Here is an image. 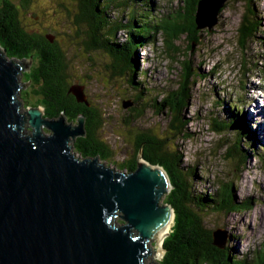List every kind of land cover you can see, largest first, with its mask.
<instances>
[{
  "label": "rangeland",
  "instance_id": "1",
  "mask_svg": "<svg viewBox=\"0 0 264 264\" xmlns=\"http://www.w3.org/2000/svg\"><path fill=\"white\" fill-rule=\"evenodd\" d=\"M11 1L18 10V19L26 32L51 35L67 51L68 63L72 69L71 82L82 83L87 101L101 120L95 136L111 152L107 160L98 158V161L112 167L129 161L137 150L135 144H138L139 134L152 130L160 138H166L165 144L170 150L176 149L180 153L184 167L188 166L190 170L193 166L198 176V179H194L195 182L193 180L195 194L211 193L218 189L220 183L228 182L229 176H233L230 180L233 182H229V185L233 187L236 201L251 197V204L240 211L228 209L221 214H208L203 222L209 229L220 227L226 231L225 244L229 243L234 256L243 258L254 254L264 244V150L259 149L254 156L252 150H245L243 147L248 139H240L239 158L234 154L238 160L241 159L240 167L235 170L234 175H230L229 172L234 171L229 162L232 161V155L225 153V147L232 145L237 132L231 127L221 136L211 129V119L216 115H219L220 120L229 121L225 111L223 112L227 104L242 107L256 132V148L260 144L264 145V122L259 121V116L253 118L256 112L249 104L252 100L258 102L259 107L264 104V37L262 41L248 39L245 46L239 43L238 28L249 7L245 0H226L217 14L215 24L210 28L205 26L196 30L198 39L191 43L190 50L186 33L178 36L170 49L161 30L155 34L153 43L138 47L134 81L140 84L137 87L143 88V97L148 99L140 116L139 112L136 115V107L142 102H136V93L140 90L130 83V72L127 70L123 76L109 75L107 66L112 60L102 50L93 51L92 60L84 56L82 45L78 39H74L73 29H70L73 28L70 19L55 8L64 0H31L26 8L19 5V0ZM155 2L160 12L166 14L180 9L178 17L185 22L188 14L186 0ZM254 6L257 7V16L262 18L259 29H264V0H255ZM122 17L124 22L128 21L125 16ZM116 37L122 42L124 32L119 30ZM0 49L2 50L1 47ZM170 50H175L176 53L170 54ZM23 60L26 63L23 72H27L35 65L36 53L33 52ZM183 60L187 61L193 75L188 79L187 105L180 111L185 123L183 130L187 135H179L177 138L173 137L170 130L168 112L164 109L161 114H157L151 104L153 98L156 102L161 101L164 92H169L171 99L183 93ZM20 83L23 88L19 91V100L23 108L30 107L35 101V97L29 92L30 82L21 75ZM24 91L28 94H22ZM216 97L223 102L216 104ZM129 102L130 105L124 108L123 103ZM39 107L43 109L42 106ZM73 122L76 124V121ZM259 123L263 126L262 129H258ZM221 137L224 143L218 146L217 142ZM225 155L229 158L225 159ZM163 198L164 196L162 203ZM226 218L234 224L235 229L232 231L222 225ZM116 221L122 222L120 218ZM163 250L156 258H146L145 263L152 261L158 264L164 254Z\"/></svg>",
  "mask_w": 264,
  "mask_h": 264
},
{
  "label": "water",
  "instance_id": "2",
  "mask_svg": "<svg viewBox=\"0 0 264 264\" xmlns=\"http://www.w3.org/2000/svg\"><path fill=\"white\" fill-rule=\"evenodd\" d=\"M225 1L199 0L197 28L215 24ZM25 68L24 60L0 49V264H156L145 259L163 250L157 244L168 233L160 240L157 233L174 216L171 205L161 202L170 189L165 171L140 150L135 169L126 172L97 157L80 158L72 143L85 136V117L74 124L63 113L47 117L39 106L23 108ZM68 92L90 105L82 83ZM233 156L230 175L241 163ZM211 230L223 248L226 231Z\"/></svg>",
  "mask_w": 264,
  "mask_h": 264
},
{
  "label": "trees",
  "instance_id": "3",
  "mask_svg": "<svg viewBox=\"0 0 264 264\" xmlns=\"http://www.w3.org/2000/svg\"><path fill=\"white\" fill-rule=\"evenodd\" d=\"M198 1L186 0L188 14L185 22L178 17L180 9L171 11V14L160 12L155 0H64L59 2L55 8L70 19L73 27L70 29H73L74 39H78L82 45L85 57L91 60V53L94 50L106 52L112 60L113 74L117 75L123 69L128 70L130 83L137 87L140 84L134 81V74L137 66L135 54L138 47L153 43L155 34L161 30L170 49L177 37L186 33L190 41L188 45L190 50L191 43L198 39L196 30L199 28L196 26L194 16ZM254 1L245 0L249 7L247 6V12L238 28L239 43L243 46L246 45L248 39L256 38L262 41L264 37V29H259L262 18L255 12L257 7L254 6ZM30 2L31 0H19V5L26 8ZM220 10L221 8L218 12ZM122 16H125L128 21L124 22ZM119 30L125 34L122 42H119L116 37ZM0 47L8 58L23 60L33 52L36 53L35 65L29 71L22 73L24 78L30 82V94L35 97L31 105L42 106L47 117H57L63 113L67 121L73 122L79 115L84 116L85 136L76 138L72 145L73 150L80 158L97 157L102 161L107 160L111 152L95 136V130L101 123L97 111L91 105L78 103L68 92L72 84L70 75L72 69L68 63L67 51L57 39L50 41L44 34L26 32L18 19V10L11 0H0ZM174 53H176L175 50H170V54ZM181 62V68L184 69L181 76L183 93L171 99L169 92H164L161 101L156 102L157 100L153 98L151 104L157 114H161L164 109L168 112L170 130H172L173 137L177 138L179 135H187L183 130L185 123L180 111L187 105L188 79L193 75L187 61ZM138 90L140 92L136 93V102L138 100L142 102L136 107V115L139 112L138 116H140L148 99L143 97V88L140 87ZM144 90L147 91V88L144 87ZM23 93L28 94L25 91ZM221 102L223 101L216 97L215 103ZM224 111L229 121L220 120L219 115H216L211 119V129L222 136V133L234 127L237 138L234 139L232 145L225 147L226 154L232 156L236 154L238 157L240 139L243 140V138L248 139L243 146L244 149L252 150L254 156L257 155L259 149L264 150L263 144L256 148V132L242 107L227 104ZM227 138L230 140V137L227 136ZM221 139L217 142L218 146L224 143ZM165 140L166 138H160L152 130L141 132L138 144H135L137 147L135 155L129 161L115 166L116 169L122 171L135 169L136 154L140 149L146 161L162 167L168 176L171 188L165 194L163 203H168L173 208L174 222L171 231L163 240L164 254L158 264H264V244L255 252L253 251L254 254L250 257L234 256L228 242L229 247L225 244L223 248L214 244L212 230L207 228L203 222L208 214L214 212L221 214L228 209L240 211L247 208L252 198L245 197L239 202L236 201L233 187L229 183L219 184L218 189L211 193L195 194L192 186L194 185L193 180L198 179V176L193 166L190 170V167H184L180 153L176 149L170 150ZM96 147L98 149H95Z\"/></svg>",
  "mask_w": 264,
  "mask_h": 264
},
{
  "label": "bare ground",
  "instance_id": "4",
  "mask_svg": "<svg viewBox=\"0 0 264 264\" xmlns=\"http://www.w3.org/2000/svg\"><path fill=\"white\" fill-rule=\"evenodd\" d=\"M184 1V0H183ZM252 100V99H251ZM250 100V101H251ZM256 114L255 116H253V118H257L258 116L260 117L259 118V121L260 122H264V120L262 118H264V104H263V107L261 108H258V110H255ZM247 119H249L248 115H247ZM252 120V119H250ZM254 120V119H253ZM263 126L261 125V123H259L258 125V129H262ZM171 187L170 186V183H169V186L168 188ZM166 194V193H165ZM165 194H163V196H165ZM164 199V198H163ZM173 215L171 214L170 218L168 219V221L166 222V224L163 226V228L157 233V240H160L161 237L164 235V234H167L169 233L170 229H171V226H172V223H173ZM222 225L227 227L230 231H232L233 229H235V227L233 226L234 224L231 222L230 219L226 218L222 221ZM166 237V236H165ZM163 239L164 237L161 239V241L157 244V248H160L162 246V243H163Z\"/></svg>",
  "mask_w": 264,
  "mask_h": 264
},
{
  "label": "clouds",
  "instance_id": "5",
  "mask_svg": "<svg viewBox=\"0 0 264 264\" xmlns=\"http://www.w3.org/2000/svg\"><path fill=\"white\" fill-rule=\"evenodd\" d=\"M255 102H256L255 100H252L251 102H249V104L251 105L250 107H252V106L254 107V106H255V107H254V110H256V109L258 110V108H261V107H259L260 104L258 105V102H257V103H255ZM249 104H248V105H249ZM253 107H252V108H253ZM262 107H263V106H262Z\"/></svg>",
  "mask_w": 264,
  "mask_h": 264
},
{
  "label": "flooded vegetation",
  "instance_id": "6",
  "mask_svg": "<svg viewBox=\"0 0 264 264\" xmlns=\"http://www.w3.org/2000/svg\"><path fill=\"white\" fill-rule=\"evenodd\" d=\"M31 68V67H30ZM95 149H98L97 147Z\"/></svg>",
  "mask_w": 264,
  "mask_h": 264
}]
</instances>
